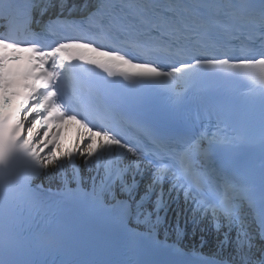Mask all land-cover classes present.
<instances>
[{"label":"snow or ice","instance_id":"obj_1","mask_svg":"<svg viewBox=\"0 0 264 264\" xmlns=\"http://www.w3.org/2000/svg\"><path fill=\"white\" fill-rule=\"evenodd\" d=\"M0 264H264V0H0Z\"/></svg>","mask_w":264,"mask_h":264},{"label":"bare ground","instance_id":"obj_2","mask_svg":"<svg viewBox=\"0 0 264 264\" xmlns=\"http://www.w3.org/2000/svg\"><path fill=\"white\" fill-rule=\"evenodd\" d=\"M210 236H211V240H210V243L207 244L206 249L211 248V246L214 244V237L213 235H210Z\"/></svg>","mask_w":264,"mask_h":264}]
</instances>
